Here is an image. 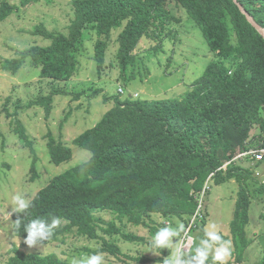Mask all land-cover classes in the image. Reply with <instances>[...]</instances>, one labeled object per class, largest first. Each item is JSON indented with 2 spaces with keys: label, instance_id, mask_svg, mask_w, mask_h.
<instances>
[{
  "label": "trees",
  "instance_id": "obj_1",
  "mask_svg": "<svg viewBox=\"0 0 264 264\" xmlns=\"http://www.w3.org/2000/svg\"><path fill=\"white\" fill-rule=\"evenodd\" d=\"M238 1L264 27V0ZM19 10L9 0H0V22ZM183 10L201 29L216 59L209 62L182 98L111 97L114 106L74 139V145L89 151L91 157L51 178L30 199L32 207L26 212L12 214L16 237L25 241L27 236L23 227L16 228L17 219L27 224L37 217H59L61 223L54 235L38 244L65 243L74 234L90 241L103 240L95 253L125 257L130 264L161 263L162 259L124 254L116 244L106 242L100 232L118 234L129 242H144L145 238L126 233L114 222H105L96 212H112L120 222L156 232L153 215L168 218L179 214L161 194L170 191L172 196L190 202L194 209L189 214H193L198 206L195 193L202 191L213 174L218 183L237 180L241 184L230 224L231 237L222 236L239 251L234 263L239 261L249 244L246 227L252 200L248 188L256 180L249 163L258 167L264 160L253 162L249 156L241 162L234 159L247 152L251 144L264 149V37L233 0H73L67 33L39 26L35 34L49 44L18 50L16 57L5 59L0 66L5 72L17 74L28 62L41 78L48 79L52 92L38 97L31 106H43L49 114L55 97L73 95L79 100L86 95L85 91L69 92L62 85L81 75L84 58L94 60L93 76L102 78L112 41L118 44L120 80H136L139 64L134 51L141 39L153 40L150 48L154 55L162 52L165 40L171 37L170 24L182 23ZM104 98L105 102L111 99L108 95ZM18 131L29 141L19 124ZM48 149L55 165L73 156L71 148L56 142L52 135ZM35 163L36 158L31 168L36 176ZM189 186L195 193L185 190ZM159 250L167 258L171 256L170 250ZM4 264L63 261L57 254L41 256L15 248Z\"/></svg>",
  "mask_w": 264,
  "mask_h": 264
},
{
  "label": "rangeland",
  "instance_id": "obj_2",
  "mask_svg": "<svg viewBox=\"0 0 264 264\" xmlns=\"http://www.w3.org/2000/svg\"><path fill=\"white\" fill-rule=\"evenodd\" d=\"M9 1L18 5L20 10L6 21L0 22V63L5 59L16 57L18 50L34 45H48V40L35 34L39 26H43L47 31L67 33L73 18V0ZM180 17L181 24L174 21L170 24L171 37L165 40L162 52L159 51L157 55H154V51L150 48L154 44L153 40L141 39L134 51L140 69H138L136 80L130 82L120 80V69L116 58L118 44L112 41L102 78L93 76L96 68L94 60L90 57L84 58L81 75L62 85L69 89V92L85 91L86 95H82L79 100L73 99V95L55 97L49 114L43 106H31L38 97L47 96L52 92L48 79L41 78L37 71L32 70L28 62L17 74L5 72L0 66V112L2 113L0 116L2 132L0 137V264H4L15 248L27 254L41 256L57 254L63 264H71L73 258H79L85 253L95 254L96 250L102 247L101 239L90 241L74 234H70L65 243L38 244L29 247L25 241L15 236L11 220L13 214L11 197L19 193L27 199H32L51 178L91 157L89 151L74 145V139L93 127L114 106V100L111 97L120 94L119 87L124 88V93L120 94L122 99L130 96L149 100L182 98L188 92L193 82L204 73L209 62L216 58L204 39L201 29L185 10L180 12ZM116 35L117 33H114L113 39H116ZM91 50V48L88 50L89 55ZM95 90L102 92L94 94ZM104 95H108L111 99L105 102ZM8 97L11 98L9 102H7ZM5 106L7 110L4 109ZM18 124L29 137V141L21 137ZM50 135L56 142L71 148L73 156L69 161L60 165L51 162L48 149ZM252 149H255L254 144L250 145L249 150ZM240 155L238 154L234 160L239 159L241 162ZM35 158L36 176L31 171ZM229 164L230 162L224 166ZM247 165L243 163V166L247 167ZM249 166L252 167L251 173L256 176L255 182L248 188L252 200L249 210L250 223L246 230L249 244L240 254L237 264H264V162L258 167L250 162ZM240 187L241 184L237 180L218 183L216 177L212 176L207 178L202 191L198 194L194 192L193 187H185L186 191L195 193L197 196L196 200L202 216L195 220V226L190 232L191 236L196 238L191 250L182 254L183 259L189 264H196L191 256L195 255L199 239L204 238L203 230L207 225L215 224L218 234L231 237L230 224L234 219ZM161 196L179 214H172L168 218L153 215L156 223L154 227L156 229L165 227V222L168 221L173 227H176L177 223H183L185 227L187 220L194 216V213L189 214L194 209L193 205L172 196L170 191L162 193ZM96 216L107 223H116L126 233L145 238L144 242H129L118 234L100 232V236L106 242L116 244L124 254L136 257L151 256L154 260L162 259L163 261L167 257L163 251L152 247L151 240L155 232L149 228L136 227L125 220L120 222L114 213L108 211L96 212ZM182 233L174 238L173 247L163 250H170L172 255L180 246ZM233 250L235 251L231 241V254L227 260L237 258L239 251L233 252ZM226 261L225 264L230 262ZM109 262L130 264L125 257L117 259L104 253V263ZM205 264H218V262L213 261L210 253Z\"/></svg>",
  "mask_w": 264,
  "mask_h": 264
},
{
  "label": "clouds",
  "instance_id": "obj_3",
  "mask_svg": "<svg viewBox=\"0 0 264 264\" xmlns=\"http://www.w3.org/2000/svg\"><path fill=\"white\" fill-rule=\"evenodd\" d=\"M11 204L12 213H23L32 207V201L19 193L11 197ZM60 223L59 217H51L50 220L37 217L31 219L27 224H22V220L17 219L15 226L17 229L23 227L24 233L27 234L25 243L32 247L37 246L39 242L50 239L54 235V229ZM166 225L165 227H159L152 236L151 245L153 248L169 249L173 247L174 238L179 237L182 232L186 231L183 223H177V226L173 227L172 223L168 221ZM203 237L198 241L195 255L191 256L192 260L196 264H205L211 253L213 261L218 262V264H225L231 254V241L222 239L215 224H209L205 227ZM188 239L194 242L196 240L193 236H189ZM71 264H104V253L97 252L91 255L85 253L79 258H73ZM163 264H187V261L183 259L181 250L177 247L175 252L163 261Z\"/></svg>",
  "mask_w": 264,
  "mask_h": 264
},
{
  "label": "built area",
  "instance_id": "obj_4",
  "mask_svg": "<svg viewBox=\"0 0 264 264\" xmlns=\"http://www.w3.org/2000/svg\"><path fill=\"white\" fill-rule=\"evenodd\" d=\"M118 91L120 93H124V89L121 88V87L118 89ZM135 97H137V96H135ZM245 156L251 157L253 162L262 161L263 158H264V149H252V150H249V151H247L245 153H241L239 158L243 159ZM224 167H226V166H224ZM196 198H197V196H196ZM193 215L194 216L191 217V219L189 220L187 226L185 227L186 231L182 233V237L180 239L179 249L181 250L182 254L189 252L191 250V247H192L193 243H194V241L189 240L188 237L191 236L190 232L195 226V223H194L195 220L198 219L199 217L202 218L200 206H198V208L196 209V211H195V213Z\"/></svg>",
  "mask_w": 264,
  "mask_h": 264
},
{
  "label": "water",
  "instance_id": "obj_5",
  "mask_svg": "<svg viewBox=\"0 0 264 264\" xmlns=\"http://www.w3.org/2000/svg\"><path fill=\"white\" fill-rule=\"evenodd\" d=\"M238 5L240 11L246 16L249 23L264 37V27L261 26L243 7L238 0H233Z\"/></svg>",
  "mask_w": 264,
  "mask_h": 264
},
{
  "label": "crops",
  "instance_id": "obj_6",
  "mask_svg": "<svg viewBox=\"0 0 264 264\" xmlns=\"http://www.w3.org/2000/svg\"><path fill=\"white\" fill-rule=\"evenodd\" d=\"M237 201V200H236ZM249 225V224H248ZM248 225H247V227H248ZM187 226V223L185 224V227ZM247 227H246V230H247ZM178 248H179V246H178ZM149 258H153V257H151V256H148ZM167 257H165V259H166ZM236 259H235V257H233V258H231L230 260H227L226 262L228 263L229 261V263L228 264H233V262L235 261ZM187 261V260H186ZM156 264H163V262H158V263H156ZM187 264H189L188 262H187ZM237 264V263H236Z\"/></svg>",
  "mask_w": 264,
  "mask_h": 264
}]
</instances>
